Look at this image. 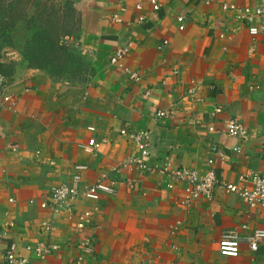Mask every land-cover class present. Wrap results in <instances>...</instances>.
Returning a JSON list of instances; mask_svg holds the SVG:
<instances>
[{
	"label": "crops",
	"instance_id": "obj_1",
	"mask_svg": "<svg viewBox=\"0 0 264 264\" xmlns=\"http://www.w3.org/2000/svg\"><path fill=\"white\" fill-rule=\"evenodd\" d=\"M74 2L82 12L85 75L55 81L35 70L0 71L19 97L14 111L0 108V264L11 246L26 254L37 242L59 244L62 255L35 264H264L263 250L251 251L248 241L264 230V212L222 187L213 200L186 208L181 183L171 189L168 175L129 165L215 169L235 185L264 175V35L251 36L231 9L259 0H158L157 12L150 0ZM119 48L128 50L123 67L111 62ZM232 119L244 125V138L227 134ZM122 130L149 132L150 156ZM91 139L103 143L93 155L83 150ZM77 165L89 167L83 185L106 176L117 190L102 196L86 232L94 238L91 254L78 247L85 234L65 206L42 208ZM95 206L84 198L73 204L79 213ZM48 220L56 227L51 236L41 228ZM233 232L242 240L235 259L219 252Z\"/></svg>",
	"mask_w": 264,
	"mask_h": 264
},
{
	"label": "built area",
	"instance_id": "obj_2",
	"mask_svg": "<svg viewBox=\"0 0 264 264\" xmlns=\"http://www.w3.org/2000/svg\"><path fill=\"white\" fill-rule=\"evenodd\" d=\"M153 10L155 12L160 10V4L158 0H150ZM210 4V3H208ZM141 10V6L137 7ZM228 9L227 6L224 7ZM233 12L236 13V18L240 22L247 25L249 33L253 37H259L264 35V0H259V3L254 6L246 7H232ZM260 20L261 22H259ZM116 22H122L118 17L115 18ZM177 22L180 26V30H185L186 20L180 16L177 18ZM128 55V50L125 48H119L116 50L111 58L112 64L119 67L124 66V61ZM133 79H138V74H131ZM19 97L12 94L9 91L8 77L0 72V108L14 111ZM222 112L221 108L216 110L217 114ZM165 112L159 113V117H166ZM90 131H95V128H89ZM227 134L230 137L244 138L246 130L241 121L232 119L227 122ZM121 135L125 136L136 145H138L142 157L146 158L150 156V133L147 131L130 132L128 130H122ZM103 143L98 142L95 139H91L87 145L83 146V150L86 154L93 155L101 149ZM220 157H224L223 152H217ZM214 161H210V165H213ZM129 165L139 166V168L145 171L155 172L168 175L172 182L168 184V187L173 189L177 183H181L184 186V196L181 200V205L189 208L194 202L198 200L211 201L214 199L215 189L222 187L228 194H233L242 199L245 204L252 210H260L264 212V175L251 174L250 176H242L239 184L222 182L217 175L215 169L201 174L196 170L189 168H175V169H161L151 168L141 161H132ZM74 174L71 182L61 184L51 191V201L42 204V208L51 209L57 213L60 207L65 206L70 213L71 219L74 221V229L78 232L85 234L79 242V248L85 254H91L95 252L94 238L86 234L94 223V218L100 212V206L98 205L104 195H116L117 190L115 187L107 182V177H103L100 181L93 185H83V174L89 170L87 165H77L74 168ZM84 198L89 202L96 204L94 209L86 210L82 213L76 212L73 208V204ZM42 230L47 235L51 236L55 230V223L52 220H48L42 223ZM247 228V227H244ZM179 231L177 227L173 234ZM264 230L255 231L249 238V244L251 251L258 252L261 249L264 254ZM241 237L238 232L225 234L219 244V252L222 256L228 258H239L241 255ZM26 254L18 251V248L13 245L7 251L5 256V264H35V261L44 262L50 258H60L62 255V247L54 242H37L35 244H27L25 247Z\"/></svg>",
	"mask_w": 264,
	"mask_h": 264
},
{
	"label": "rangeland",
	"instance_id": "obj_3",
	"mask_svg": "<svg viewBox=\"0 0 264 264\" xmlns=\"http://www.w3.org/2000/svg\"><path fill=\"white\" fill-rule=\"evenodd\" d=\"M81 23L74 0H0V71L85 75Z\"/></svg>",
	"mask_w": 264,
	"mask_h": 264
},
{
	"label": "trees",
	"instance_id": "obj_4",
	"mask_svg": "<svg viewBox=\"0 0 264 264\" xmlns=\"http://www.w3.org/2000/svg\"><path fill=\"white\" fill-rule=\"evenodd\" d=\"M72 31H73V30H71V29H70V30H67V31H66V34L71 35V34H72ZM76 69H77V68H76ZM75 73H76V70H75ZM81 75H82V74H81ZM81 75H80V74H76V76H75V74H74V75H72L71 77H74L73 79H76V78L80 77ZM59 76H60V77H64L62 73H59ZM51 77H54V80H55V81H58V80H59V81L66 80V79H63V78H62V80L59 79V78L57 77V75L54 74V72L51 73ZM55 77H57V78H55Z\"/></svg>",
	"mask_w": 264,
	"mask_h": 264
}]
</instances>
